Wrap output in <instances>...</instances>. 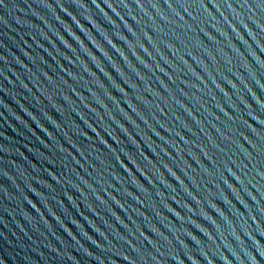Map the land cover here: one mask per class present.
<instances>
[{"label": "water", "instance_id": "95a60500", "mask_svg": "<svg viewBox=\"0 0 264 264\" xmlns=\"http://www.w3.org/2000/svg\"><path fill=\"white\" fill-rule=\"evenodd\" d=\"M0 264H264V0H0Z\"/></svg>", "mask_w": 264, "mask_h": 264}]
</instances>
